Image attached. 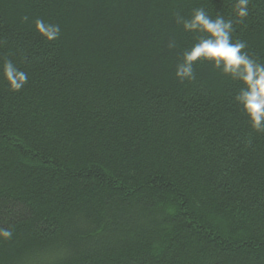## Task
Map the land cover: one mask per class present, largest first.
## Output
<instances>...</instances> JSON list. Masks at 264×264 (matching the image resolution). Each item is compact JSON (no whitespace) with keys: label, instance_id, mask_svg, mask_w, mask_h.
I'll return each mask as SVG.
<instances>
[{"label":"trees","instance_id":"16d2710c","mask_svg":"<svg viewBox=\"0 0 264 264\" xmlns=\"http://www.w3.org/2000/svg\"><path fill=\"white\" fill-rule=\"evenodd\" d=\"M0 0V264H264V133L212 62L203 8L264 63V0ZM58 24L48 41L35 20ZM175 41V47L169 45Z\"/></svg>","mask_w":264,"mask_h":264},{"label":"clouds","instance_id":"9594fccd","mask_svg":"<svg viewBox=\"0 0 264 264\" xmlns=\"http://www.w3.org/2000/svg\"><path fill=\"white\" fill-rule=\"evenodd\" d=\"M250 0H236L235 15L238 23L248 16ZM187 32L204 33L197 38L190 49L183 52L181 61L176 65L175 76L181 82L195 78L194 64L204 60L212 62L216 69L243 85L235 94L234 100L248 118L251 128L264 133V63L245 51L244 41H233V21L217 15L210 17L203 8H196L190 19L177 18ZM35 28L46 40L59 38L61 29L58 24L35 20ZM175 47V41L170 45ZM0 72L12 92H19L28 82V73L19 68L12 60L5 59ZM13 236L10 228H0V239L8 240Z\"/></svg>","mask_w":264,"mask_h":264}]
</instances>
